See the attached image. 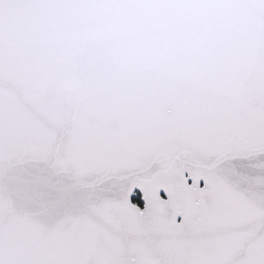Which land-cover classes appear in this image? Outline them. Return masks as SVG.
<instances>
[{"label": "snow or ice", "instance_id": "1", "mask_svg": "<svg viewBox=\"0 0 264 264\" xmlns=\"http://www.w3.org/2000/svg\"><path fill=\"white\" fill-rule=\"evenodd\" d=\"M0 264H264V0H0Z\"/></svg>", "mask_w": 264, "mask_h": 264}]
</instances>
